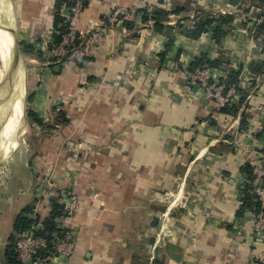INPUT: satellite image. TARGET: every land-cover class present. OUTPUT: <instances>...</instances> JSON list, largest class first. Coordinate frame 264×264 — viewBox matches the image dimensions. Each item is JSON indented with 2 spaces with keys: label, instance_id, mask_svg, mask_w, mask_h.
<instances>
[{
  "label": "crops",
  "instance_id": "1",
  "mask_svg": "<svg viewBox=\"0 0 264 264\" xmlns=\"http://www.w3.org/2000/svg\"><path fill=\"white\" fill-rule=\"evenodd\" d=\"M78 1L77 34L105 27L81 64L53 55L56 0L17 1L20 40L42 52L24 54L31 108L43 125L31 120L32 140L0 165V264L17 216L34 199L45 216L52 200L62 204L58 228L75 234L73 255L47 264H264L258 210L244 208L247 194L256 201L248 179L264 146V39L250 32L262 8L245 0ZM71 5L61 4L65 23ZM120 8L131 15L102 20ZM160 8L168 31L155 28ZM200 10L214 20L192 38L183 28L195 26ZM226 15L233 20L223 24ZM220 25L226 33L217 40ZM200 57L217 62L218 80L237 75L242 91L228 105L236 112L197 87L183 90L184 68ZM45 175L55 190L39 199ZM66 188L80 196L72 214Z\"/></svg>",
  "mask_w": 264,
  "mask_h": 264
},
{
  "label": "built area",
  "instance_id": "2",
  "mask_svg": "<svg viewBox=\"0 0 264 264\" xmlns=\"http://www.w3.org/2000/svg\"><path fill=\"white\" fill-rule=\"evenodd\" d=\"M83 5L77 2L70 7L66 25L67 30L62 34L61 41L55 45L53 55L57 60H65L77 64L88 61L92 49L98 44L103 36L104 28L102 24L93 26L77 34V27L80 19ZM131 9L120 8L113 12L108 19L110 23L118 21L119 14L123 17L131 15ZM222 13L224 10L220 9ZM255 33V27L250 30ZM216 69L210 64L198 65L195 67L184 68V81L182 88L185 92L194 90L195 87L201 90L202 95L217 103L218 106L232 105L236 102L239 95L238 84H229L223 80H218ZM248 185L252 188L255 199L261 206H264V146L260 153L259 161L253 165L252 174L248 179ZM36 194L41 199L47 192L45 188H37ZM62 196L67 202V211L74 213L80 203L79 194L66 188L61 191ZM62 231L54 232L50 241V249L44 238L34 233V230H28L16 239V249L18 257L22 264H47L61 259L70 258L75 249V234L71 226L61 224ZM255 233L264 237V211H257L254 219ZM44 247V251L42 250ZM41 251L46 252L42 254Z\"/></svg>",
  "mask_w": 264,
  "mask_h": 264
},
{
  "label": "trees",
  "instance_id": "3",
  "mask_svg": "<svg viewBox=\"0 0 264 264\" xmlns=\"http://www.w3.org/2000/svg\"><path fill=\"white\" fill-rule=\"evenodd\" d=\"M64 2L68 3L69 5H73L75 3V0H56L55 4V18H54V23L53 26L57 30V33L54 37V44H58L61 39H62V34L66 32L67 30V25L65 23V18L60 14V7L61 4ZM234 3H238L239 0H232ZM246 3H249L251 5H255L258 7L262 8V14L263 19L261 22L257 24V30H256V37L259 38L260 36L263 37L264 39V0H245ZM71 5V6H72ZM84 7V5H83ZM146 7L142 8V12H146ZM201 11V10H200ZM168 12H166L164 9H156L154 10L155 14V28L156 30H170L172 27H168L163 23V18L166 16ZM199 17L196 20L195 26L193 28H186L184 27V31L191 36L192 38H198L207 28L208 25L212 23L214 18L210 16L207 12L201 11V13L198 15ZM108 16L103 15L102 20L107 23L108 21ZM143 20H146V15L143 16ZM233 17L231 15H226L223 16L222 22L223 24H228L232 22ZM125 24L130 28L133 27V22L129 19H125ZM170 32V31H169ZM226 33V30L224 27L217 26L213 30L214 38L217 40H221V38L224 36ZM258 33V34H257ZM173 40V36H170V41L168 42V48L171 46V42ZM21 48L23 53L25 54H33L36 53L38 56H42V52L37 51L35 49V46L33 44H29L25 41L21 42ZM210 64V65H215L217 62H211L207 60L205 57H200L195 60V62L192 64V67L198 66V65H203V64ZM232 81L229 84H238V78L237 75L234 74L231 76ZM238 91H242L241 87L238 86ZM31 100V97H30ZM245 100L242 99L241 103H243ZM224 112H236L238 109L235 106H222L221 109ZM27 115L28 117L33 121L36 122L37 124L43 125V121L39 119L38 115L34 112L32 108H27ZM59 119L61 120L62 123L68 122V118L66 117V111L65 110H60L59 112ZM53 127L54 125H50ZM262 135L264 136V131H262ZM253 169V167H252ZM252 169H250V175L252 174ZM249 186V185H248ZM249 190H252V188L249 186ZM43 202V201H42ZM41 203L37 202L36 199L32 203L27 204L20 214L17 216L15 223H14V231L10 235L8 239V243L6 244L5 247V262L7 264H22L19 257H18V252L16 249V239L24 234L28 230H34V233L38 236H41L42 238L45 239L47 243V248L50 249V241L52 239V234L56 231L60 232L61 229L58 228L57 225V218L60 217L61 215L64 214V208L63 205L60 204L56 199L52 200V206L51 209L49 210L48 215H42V211H44V206H42V209L40 210L39 207H41ZM256 210H261L264 211V206H261L260 203L257 201L253 202L249 196V194L246 195L245 197V203H244V208H252ZM42 254H46V252L41 251Z\"/></svg>",
  "mask_w": 264,
  "mask_h": 264
},
{
  "label": "bare ground",
  "instance_id": "4",
  "mask_svg": "<svg viewBox=\"0 0 264 264\" xmlns=\"http://www.w3.org/2000/svg\"><path fill=\"white\" fill-rule=\"evenodd\" d=\"M14 24V5L9 0H0V156H3L2 153L10 147L13 138L18 136L12 145L14 150L17 148L26 125L24 118L26 71L21 56L13 81L9 70Z\"/></svg>",
  "mask_w": 264,
  "mask_h": 264
},
{
  "label": "rangeland",
  "instance_id": "5",
  "mask_svg": "<svg viewBox=\"0 0 264 264\" xmlns=\"http://www.w3.org/2000/svg\"><path fill=\"white\" fill-rule=\"evenodd\" d=\"M16 1H18V0H16ZM21 57H22V60H23V63H24V68H25V71H26V75H25V84H26V96L28 97L27 99H28V101H27V106H28V108H31V104H30V97H31V94H30V89H29V78H30V76H31V73H32V69H30L31 68V66H30V60H29V57L27 56V55H25L24 53H23V51H22V55H21ZM30 124H31V119L27 116L26 117V125H25V129H24V135H23V138H22V140H21V142H20V145L19 146H17L18 148H16L15 150H14V148H13V144H14V142H15V140L17 139V137H14L13 139V142H12V144L10 145V147L4 152V153H2L3 154V156L2 157H4L3 159V161L0 163V165H5L4 163L5 162H7L8 161V156L12 153H15L16 151H18V150H20V149H22L21 147H24L23 146V143L25 142V141H28L29 139H30V141L32 140V131L30 130ZM27 127V128H26ZM34 134V133H33ZM22 145V146H21ZM11 154V155H12ZM1 160V159H0ZM0 167H2V169H1V171H7V169L6 168H4L3 169V167L4 166H0ZM24 170V172H23V174H25V173H27V171H26V169H23ZM46 177V175L45 176H43V178H42V180L40 181V184H37V186H35V190H37V188H45V190H46V192L48 193V191H51V190H55L54 189V187H47V186H49L48 184H50V182H48L47 180H44V178ZM45 181V182H44ZM57 190V189H56ZM61 190V189H60Z\"/></svg>",
  "mask_w": 264,
  "mask_h": 264
},
{
  "label": "water",
  "instance_id": "6",
  "mask_svg": "<svg viewBox=\"0 0 264 264\" xmlns=\"http://www.w3.org/2000/svg\"><path fill=\"white\" fill-rule=\"evenodd\" d=\"M12 2L14 5V11H15V24L13 27V45H12V52H11V57L9 61V70H10V75L12 77V81L15 79L17 75V65L19 63V58L22 55V48H21V40H20V13L18 9V4L16 0H9ZM119 17H123L122 14H119ZM28 97L25 95V102H24V118L27 117V99ZM25 122V121H24ZM26 124V122H25ZM0 159H3L4 157L0 156ZM42 250L44 251V247H42Z\"/></svg>",
  "mask_w": 264,
  "mask_h": 264
}]
</instances>
